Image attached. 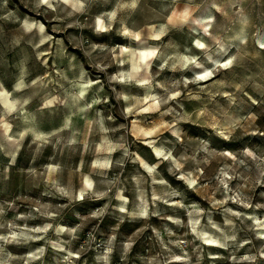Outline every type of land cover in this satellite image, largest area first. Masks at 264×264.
<instances>
[{"label": "rangeland", "instance_id": "1", "mask_svg": "<svg viewBox=\"0 0 264 264\" xmlns=\"http://www.w3.org/2000/svg\"><path fill=\"white\" fill-rule=\"evenodd\" d=\"M0 82V264H264V0H0Z\"/></svg>", "mask_w": 264, "mask_h": 264}, {"label": "bare ground", "instance_id": "2", "mask_svg": "<svg viewBox=\"0 0 264 264\" xmlns=\"http://www.w3.org/2000/svg\"><path fill=\"white\" fill-rule=\"evenodd\" d=\"M45 1H47V0H45ZM32 25V24H31ZM34 30V29H33ZM39 33H40V35H41V39H43V38H45V33L43 32V31H41V30H39ZM200 43V42H199ZM155 52H156V49L154 48V47H145V48H143V49H141L140 51H139V56H138V58L140 59V60H142V61H144L145 62V64L146 65H148V63H149V59L150 58H152L153 56H154V54H155ZM136 54H135V52L134 53H132L131 54V56L130 57H134ZM137 58V57H136ZM204 78H206V76L204 77ZM204 80H206V79H204ZM1 83V82H0ZM84 92V90H81V93H83ZM10 103V99H9V93L5 90V89H0V106H7V104H9ZM84 108V105L83 104H81V105H79V109L80 110H82ZM5 125V129H7L8 128V126L6 125V124H4ZM119 197V199H122V197L123 196H118ZM59 231V230H58ZM204 234V233H203ZM202 234V235H203ZM206 234V233H205ZM212 234V233H211ZM211 234H210V236H211ZM209 235V234H208ZM204 236V235H203ZM212 237V236H211ZM214 238V237H213ZM208 239V238H207ZM209 240H210V238H209ZM213 241H214V239H212ZM212 242V241H211ZM217 242V241H216ZM213 243V242H212ZM214 243H215V241H214Z\"/></svg>", "mask_w": 264, "mask_h": 264}]
</instances>
